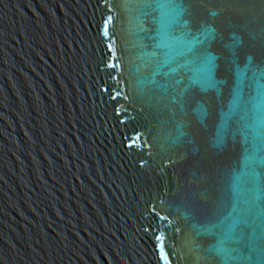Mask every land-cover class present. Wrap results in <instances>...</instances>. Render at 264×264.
<instances>
[{"label": "water", "instance_id": "95a60500", "mask_svg": "<svg viewBox=\"0 0 264 264\" xmlns=\"http://www.w3.org/2000/svg\"><path fill=\"white\" fill-rule=\"evenodd\" d=\"M0 264H264V0H0Z\"/></svg>", "mask_w": 264, "mask_h": 264}]
</instances>
